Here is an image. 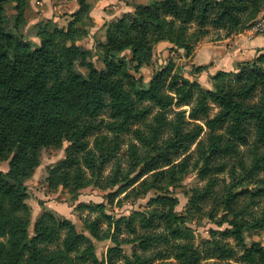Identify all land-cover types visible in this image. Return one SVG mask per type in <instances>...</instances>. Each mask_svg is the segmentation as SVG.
I'll return each instance as SVG.
<instances>
[{"label":"trees","instance_id":"obj_1","mask_svg":"<svg viewBox=\"0 0 264 264\" xmlns=\"http://www.w3.org/2000/svg\"><path fill=\"white\" fill-rule=\"evenodd\" d=\"M29 1L0 0V160L8 162V170H0V264H119L120 257L123 264L168 259L177 264H201L203 259L264 264V247L244 243L247 230H264V205L255 209L264 201V50L231 71H217L211 89L184 77L171 62L146 81L140 72L151 60L153 45L166 42L168 51L183 50L189 57L209 28L230 35L250 26L264 13V0L137 5L134 13L107 26L94 53L76 44L87 35L81 26L90 19L86 0H76L78 8L65 27H37L36 46L23 34ZM7 2L15 8L11 19L5 15ZM95 55L105 71L91 62ZM205 68L195 67L192 73ZM125 136L122 167L118 155ZM64 141L69 146L49 170V187L60 186L74 196L88 186L115 189L108 195L112 198L126 191L128 196L159 192L153 207L113 219L102 204L82 205L97 214L83 221L87 234L44 212L30 235L25 183L41 151ZM191 168L205 184L191 189L180 215L178 200L167 191ZM224 173L230 182L220 185L218 176ZM218 211L230 226L219 234L232 238L241 254L211 239L201 256L184 229L195 216L213 218ZM121 225L135 236L138 248L129 258L121 255L117 239ZM107 238L114 246L99 259L93 239Z\"/></svg>","mask_w":264,"mask_h":264},{"label":"rangeland","instance_id":"obj_2","mask_svg":"<svg viewBox=\"0 0 264 264\" xmlns=\"http://www.w3.org/2000/svg\"><path fill=\"white\" fill-rule=\"evenodd\" d=\"M63 1L64 0L29 1V7L25 13L26 25L23 28V34L31 46L39 44V39L37 38V27H41L40 25H47L48 28H61L65 27L72 19L71 15H67L62 12L63 8H60V6ZM158 1L161 0H86L91 8H94L96 3H98L99 6L96 14H89L90 19L86 18L83 20V24L81 26L87 29V35L79 39L76 44L86 48L87 50H91L92 53H94L95 43L104 40L106 28L110 23L120 18L125 13H134L137 5L149 6ZM4 9L5 15L11 19L12 15L15 14L14 4L7 2L4 5ZM246 28L247 27L239 32H243ZM227 33V30L209 28L208 34L200 41L205 39L217 40L228 35ZM169 45L170 44L166 42L153 45L151 60L140 69L143 79L145 81L148 80L160 66L171 62L175 68L181 67L183 69L182 73L184 77L190 80H196L203 88L211 89V76H213L216 72L211 75L208 74V65H195L191 55L187 57L185 56L183 50L172 48L168 51L167 48H169ZM258 50H264V48ZM258 50H256L254 54H251V58L248 59L247 62L253 61V59L257 56ZM124 54L126 56L129 55L128 52H125ZM90 60L98 71H105V66L98 55L93 56ZM198 66H204L206 68L200 73H192L194 68ZM82 69L81 72H84ZM215 110L216 109L214 108L211 111V114H213ZM128 139L129 136H125V142L121 145V152L118 155L122 167H125L126 164L125 161L127 156L125 155V150L127 148L126 143L128 142ZM68 146L69 143L64 141L58 148L49 147L43 149L41 151L40 163L38 167L25 183L28 192L26 203L30 209V223L28 227L30 235L33 233V224L35 220L44 212L51 213L58 220H67L72 222L79 233L87 234L84 230L83 221L86 218L91 219L97 214L90 213L87 209L83 208L82 205L102 204L104 205V212L107 215H110L113 219L129 218L134 216L137 212H147L153 207V199L160 194L159 192L150 191L142 196L134 194L128 196L129 192L126 191L112 198L108 195L114 192L115 189L102 190L95 186H88L81 189L79 193L74 196L67 193L60 186L57 188L49 187L47 182L49 170L64 158L65 149ZM193 148L194 146L191 147V150ZM0 170H8L7 161L0 160ZM108 171L109 168L106 169L104 175H106ZM218 177L220 185L223 183L228 184L230 182V178L227 173L221 174ZM204 184L205 181L199 180L195 170L191 168L180 182H177L168 188V194L178 200V204L175 207V211L178 214H185L191 196V189L196 186L202 187ZM263 205L264 201H260L258 207H255V209H259L263 207ZM209 209L210 206L205 207L203 213H207ZM229 227L228 223L222 222V213L218 211L213 218L206 214L195 216L187 221L184 229L190 231L192 235V242L201 256H205L207 253V248L211 245H208L205 242L210 241L211 239H218L222 245H226L227 247L235 250L237 254H241L242 252L239 247H235V243L232 238L224 239L219 234L220 231L226 230ZM106 228L107 226L105 224L102 225L103 230ZM121 229L123 231L117 235V239L120 242L121 255L129 258L133 255V253L138 251L137 244L132 242L135 236L125 231L124 225H121ZM112 231L113 226L111 227L110 232ZM244 237V243L247 246H249L252 242H257L264 247V230H261L260 226H258V230H247L244 233ZM93 244L95 245V253L99 259L105 258L108 248L114 246L110 238L99 241L93 239ZM118 260L119 264H123V257H120ZM228 262L230 264H241L236 262L234 259H231ZM203 263L225 264V262L216 259H203L201 264ZM153 264L177 263L174 259H168L155 261Z\"/></svg>","mask_w":264,"mask_h":264},{"label":"crops","instance_id":"obj_3","mask_svg":"<svg viewBox=\"0 0 264 264\" xmlns=\"http://www.w3.org/2000/svg\"><path fill=\"white\" fill-rule=\"evenodd\" d=\"M63 2L60 8H63L64 14L72 15L78 8L76 0ZM98 6L99 4L96 3L94 8H91L90 14H96ZM262 48H264V34L254 35L243 31L217 40L205 39L198 42L191 58L195 65H208V74L211 75L219 70H233L235 64L247 61L251 58V54Z\"/></svg>","mask_w":264,"mask_h":264},{"label":"built area","instance_id":"obj_4","mask_svg":"<svg viewBox=\"0 0 264 264\" xmlns=\"http://www.w3.org/2000/svg\"><path fill=\"white\" fill-rule=\"evenodd\" d=\"M247 34H264V13L244 30Z\"/></svg>","mask_w":264,"mask_h":264}]
</instances>
